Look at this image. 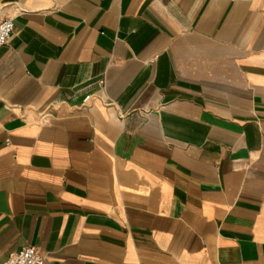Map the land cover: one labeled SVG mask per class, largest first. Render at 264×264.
I'll return each instance as SVG.
<instances>
[{
  "label": "crops",
  "instance_id": "crops-1",
  "mask_svg": "<svg viewBox=\"0 0 264 264\" xmlns=\"http://www.w3.org/2000/svg\"><path fill=\"white\" fill-rule=\"evenodd\" d=\"M3 17L0 264H264V0Z\"/></svg>",
  "mask_w": 264,
  "mask_h": 264
},
{
  "label": "built area",
  "instance_id": "built-area-1",
  "mask_svg": "<svg viewBox=\"0 0 264 264\" xmlns=\"http://www.w3.org/2000/svg\"><path fill=\"white\" fill-rule=\"evenodd\" d=\"M13 32V18L0 19V49L7 44ZM89 97L84 98L86 102ZM4 264H43V257L32 247L25 246L10 253Z\"/></svg>",
  "mask_w": 264,
  "mask_h": 264
}]
</instances>
